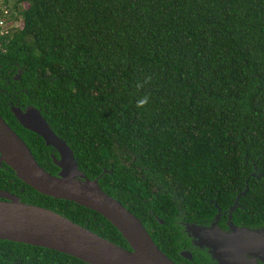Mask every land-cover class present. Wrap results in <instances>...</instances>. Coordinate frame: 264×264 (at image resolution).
<instances>
[{
  "label": "trees",
  "instance_id": "1",
  "mask_svg": "<svg viewBox=\"0 0 264 264\" xmlns=\"http://www.w3.org/2000/svg\"><path fill=\"white\" fill-rule=\"evenodd\" d=\"M2 1L0 18L20 23L0 34V114L45 170L59 171L55 149L12 106L37 108L177 264L197 248L187 226L234 204L235 224L264 226V0ZM0 189L130 249L104 216L5 163ZM0 264L89 263L0 239Z\"/></svg>",
  "mask_w": 264,
  "mask_h": 264
},
{
  "label": "water",
  "instance_id": "2",
  "mask_svg": "<svg viewBox=\"0 0 264 264\" xmlns=\"http://www.w3.org/2000/svg\"><path fill=\"white\" fill-rule=\"evenodd\" d=\"M11 111L24 128L41 136L47 146L57 150L59 156L53 155L52 160L59 171L52 174L45 170L1 114L0 166L5 163L18 178L44 195L70 200L98 212L117 228L130 249L49 208L22 202L18 195L2 189L0 239L54 249L89 264H177L158 247L138 217L101 189L98 177H86L71 148L52 130L37 108L22 110L12 106ZM234 208L235 204L230 208L227 230L219 227V214H216L208 225H188L187 233L219 258L235 264H256L246 256L254 254L264 260V226L248 228L235 224L231 219ZM182 255L191 258L189 251H183Z\"/></svg>",
  "mask_w": 264,
  "mask_h": 264
},
{
  "label": "flooded vegetation",
  "instance_id": "3",
  "mask_svg": "<svg viewBox=\"0 0 264 264\" xmlns=\"http://www.w3.org/2000/svg\"><path fill=\"white\" fill-rule=\"evenodd\" d=\"M0 23H1V21H0ZM7 28H9V27H6L5 29H7ZM3 30H4V26L2 24H0V34L2 33ZM55 152H56V154H55ZM54 155L56 157L59 156L57 150H54ZM51 157H53V155ZM230 208H229L228 212L227 211H223V212L218 211L219 212L218 213L219 214L218 225L223 230H227L229 227L228 222H229ZM222 217H224V218H222ZM190 237L192 238L191 234H190ZM204 238H206V236L203 237V240H205ZM193 241L195 244H197L198 252H195V251H197V248L193 252L191 250H189L190 244H189V241H187V244L183 245L182 248H180V252H179L180 257L178 258V261L180 264H221L220 259H222L224 261L223 264H235V263H232L231 261H229L228 259L225 260L223 258H219L217 255L213 254L211 250H209L208 248H205L204 245H200L195 240H192V242ZM183 251H189L191 253V258H188V257H185L184 255H182ZM246 257L255 261L256 264H264V260L259 259V257L257 255L248 254Z\"/></svg>",
  "mask_w": 264,
  "mask_h": 264
},
{
  "label": "rangeland",
  "instance_id": "4",
  "mask_svg": "<svg viewBox=\"0 0 264 264\" xmlns=\"http://www.w3.org/2000/svg\"><path fill=\"white\" fill-rule=\"evenodd\" d=\"M1 2H3V1L0 0V7L4 10V13H6V10L8 11V8L5 7V6H3V4ZM11 3L12 2H10L9 5H11ZM0 19L2 20L0 24H2L4 26V28H6V27L19 26V23H20L19 18L16 19V20H14V21H12V22H7L6 20H4L2 18H0Z\"/></svg>",
  "mask_w": 264,
  "mask_h": 264
},
{
  "label": "clouds",
  "instance_id": "5",
  "mask_svg": "<svg viewBox=\"0 0 264 264\" xmlns=\"http://www.w3.org/2000/svg\"><path fill=\"white\" fill-rule=\"evenodd\" d=\"M141 103H143V101H141Z\"/></svg>",
  "mask_w": 264,
  "mask_h": 264
}]
</instances>
